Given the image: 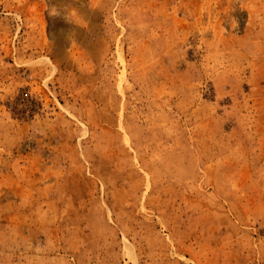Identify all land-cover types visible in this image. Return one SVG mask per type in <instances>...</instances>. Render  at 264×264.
I'll return each mask as SVG.
<instances>
[{
	"label": "rangeland",
	"instance_id": "obj_1",
	"mask_svg": "<svg viewBox=\"0 0 264 264\" xmlns=\"http://www.w3.org/2000/svg\"><path fill=\"white\" fill-rule=\"evenodd\" d=\"M0 264H264V0H0Z\"/></svg>",
	"mask_w": 264,
	"mask_h": 264
}]
</instances>
